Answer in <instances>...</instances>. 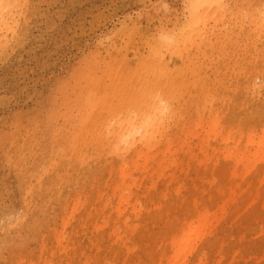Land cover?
<instances>
[{
  "label": "rangeland",
  "instance_id": "1",
  "mask_svg": "<svg viewBox=\"0 0 264 264\" xmlns=\"http://www.w3.org/2000/svg\"><path fill=\"white\" fill-rule=\"evenodd\" d=\"M1 1L0 264H169L159 260L162 242L194 210L184 205L188 198L212 202L219 220L198 242L203 262L193 257L190 264H264V184L246 178L260 196L248 192L218 210L224 198L205 196L209 184L232 180V164L219 152L205 164L184 158L148 176L145 184L156 182L159 191L132 200L142 207L132 221L146 242L130 236L112 249L107 229L91 226L116 217L112 206L100 211L98 195L107 200L116 168L144 149L138 134L129 137L137 142L130 150L116 140L127 119L137 125L136 113H163L157 140L170 137L175 150L193 142L197 155L209 133L206 112L213 113L209 122L225 117L238 135L264 129V81L257 77L264 0H211L196 11L202 20L195 28L188 27L195 0ZM166 183L202 191L164 197Z\"/></svg>",
  "mask_w": 264,
  "mask_h": 264
},
{
  "label": "bare ground",
  "instance_id": "2",
  "mask_svg": "<svg viewBox=\"0 0 264 264\" xmlns=\"http://www.w3.org/2000/svg\"><path fill=\"white\" fill-rule=\"evenodd\" d=\"M0 2H2V5L0 4L1 10L4 5L3 1L0 0ZM207 4H211V0L193 1L189 28H195L197 22L202 20L196 11L199 7ZM257 77L264 81V69L258 72ZM212 116L213 113L209 111L204 113L201 118L202 121L206 123V128H208L209 133H206L202 140L196 144L199 146L200 150V154L198 155L191 153L193 142H184V150H175V146L173 142L170 141V137L163 135L161 140H157L156 132L164 123V114L161 112H138L135 115L138 121L137 125L132 124L133 121L129 118L125 121L127 124L126 130L120 133L116 132L117 142L120 145L126 144V146L129 147V150L135 148V145H137V142L134 141L132 143V140H134L136 138L135 135L137 136L138 134L140 136L139 140L143 143L144 149L137 151V148H135L133 150V152H135L131 155V158L124 161L121 166L116 168L115 174L110 180L111 184L108 186L111 195L107 200H105L106 198H104L103 194L98 195L100 211L105 212L109 206H112L117 215L115 218L105 217L102 224L94 221L91 226H93L94 229H100L103 227L107 229L112 249L120 245H127L130 236L136 243L147 241L146 239L138 237L139 227L138 225H133L132 214L134 215V218L139 219V213L142 210V207H140L138 211L136 208L137 203L133 204L132 200H134V197L138 192L144 191L147 194H151V192L159 191L156 182H151V184L146 185L145 180L149 175L162 171L168 163H170L169 166H178L184 162V158H188L193 162L205 164L217 158L216 155L217 152H219L221 154V159L232 164L230 167L232 180L229 181V183L227 182L226 186L216 184L214 181L210 182V191L206 192V190H204V192H206L205 196L212 194L220 199L224 198L221 200V206L217 205L220 201L216 204L218 210H221L222 212H226L231 203L248 192H255L257 196H260L261 187L258 188L259 186H255L253 183H247L246 178L255 175L257 176V179H260V185L264 184V129L261 131L250 130L238 135L234 131L235 128L226 121L225 117H222L217 113L216 119L209 122V120L212 119ZM204 126L205 124L201 127L195 126L192 129L191 138H194L197 130L199 128L202 129ZM122 127L123 125L120 124L119 128ZM132 135L135 138L129 141V139H131L129 137ZM221 140L224 142L219 145V141ZM230 142L232 143V148L229 150L228 145ZM159 144H164L165 146L159 153L153 154L152 151L156 149ZM216 145L219 146L217 149H214V146ZM126 146L124 148H126ZM186 148L188 151H185ZM125 151H128V148H126ZM152 163L156 164V169L152 168ZM136 172L144 176L143 181L138 182V180L133 179L132 175ZM240 177L242 178V183L236 182ZM191 189L202 191L201 188H196L195 186L187 188L184 184L166 183L164 189L161 190L160 193L164 197L168 194H173L177 197L176 199H179L178 197L184 192L190 193ZM186 200L188 202L186 201L187 203L184 205H187L188 208L193 207L194 210L186 212L184 219L175 225L171 232L166 235L167 237L163 240L165 243L162 242V247L165 251L167 250V252L164 254V251V253L161 254L160 261L167 259L169 264H190L191 258L194 257V259H197L200 263L203 262L204 255L199 253L200 251L197 253L198 242L206 234L213 233L216 224L218 223L217 221H219L218 215L216 214L218 211L214 212L212 209L214 204L212 202H199L195 199L192 201L193 203H191L190 198ZM184 205H180V203L175 204L177 209ZM129 208H132L133 211L128 212ZM159 209H161V206H159ZM86 217L91 220L94 215L89 212ZM85 221L86 220L81 219L79 223L83 224ZM67 224L68 222L65 223V225ZM65 239L66 237L63 234L61 239L59 238V241Z\"/></svg>",
  "mask_w": 264,
  "mask_h": 264
}]
</instances>
